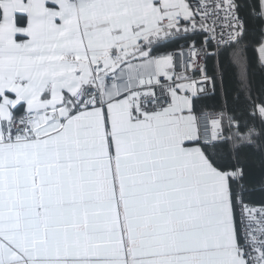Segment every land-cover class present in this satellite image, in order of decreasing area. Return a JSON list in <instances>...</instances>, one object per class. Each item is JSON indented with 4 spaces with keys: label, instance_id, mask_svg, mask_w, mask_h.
Returning <instances> with one entry per match:
<instances>
[{
    "label": "snow or ice",
    "instance_id": "obj_1",
    "mask_svg": "<svg viewBox=\"0 0 264 264\" xmlns=\"http://www.w3.org/2000/svg\"><path fill=\"white\" fill-rule=\"evenodd\" d=\"M183 3L186 10L173 23H166L167 16L159 22L157 39L145 43L137 37V54L118 61L120 68L137 67L126 69L125 76L113 68L106 78L119 88L164 49L161 56L171 63L163 73L113 99L140 93L141 118L178 113L191 137L184 145L198 148L206 164L194 156L192 170L181 180L162 175L164 187L172 190L130 234L92 217L87 223L69 218L62 232L52 210L49 229L28 242L22 264H264V0ZM22 38L27 39L17 36ZM82 88L78 98L61 89L66 99L40 108L28 109L26 100L9 105L12 118H0V211L5 191L12 189L8 152L32 144L50 148L48 141L69 131V121L80 112L99 107L107 119V103L96 99L97 88ZM14 96L5 90L0 100ZM39 99L51 100L52 94L43 92ZM0 264L21 261L0 258Z\"/></svg>",
    "mask_w": 264,
    "mask_h": 264
},
{
    "label": "crops",
    "instance_id": "obj_2",
    "mask_svg": "<svg viewBox=\"0 0 264 264\" xmlns=\"http://www.w3.org/2000/svg\"><path fill=\"white\" fill-rule=\"evenodd\" d=\"M185 10L183 0H3L0 96L5 90L15 96L0 100V118L12 117L9 105L26 100L28 109L40 108L66 99L61 89L74 96L80 85L91 82L109 100L107 119L101 108L80 112L69 121V131L48 141L50 148L32 144L7 153L12 189L5 191L0 211V258L22 264L28 242L49 229L52 210L62 232L69 218L87 223L92 217L130 234L153 203L172 190L164 187L162 175L181 180L192 170L194 156L206 164L198 148L184 145L191 137L178 113L134 120L127 97L113 99L163 72L169 61L161 56L165 50L142 62L145 70L129 83L105 84L113 68L125 76L126 69L137 67L118 63L137 54V37L151 43L162 34L164 16L171 24ZM43 92H51L52 99L41 102Z\"/></svg>",
    "mask_w": 264,
    "mask_h": 264
},
{
    "label": "built area",
    "instance_id": "obj_3",
    "mask_svg": "<svg viewBox=\"0 0 264 264\" xmlns=\"http://www.w3.org/2000/svg\"><path fill=\"white\" fill-rule=\"evenodd\" d=\"M179 15H180V13L178 12V13L175 15L173 21H174ZM173 21H172V22H169V23H173ZM170 63H171V61L169 60V61H168V65L164 68L163 72H164L165 69L170 65ZM179 65H180V61L178 60V61H177V67H179ZM163 72H161V73H163ZM161 73H159V74H161ZM159 74H158V75H159ZM158 75H156V76H158ZM156 76H155V77H156ZM105 84L108 85V86H109V85H112V86H113V81L110 80V79H107V78H106V80H105ZM83 85H92L93 87H96V88H97L98 92L101 93V95H97V97H96L97 100H101V99H103L104 102H107V101L109 100V98H108V96L106 95V93H105L102 89H100L99 86H98L95 82H91V83H87V84H82V85H80L79 88L77 89L75 95H74V96H76L77 98L79 97V94H81L82 91H83V88H82ZM138 85H139V84H138ZM138 85L129 86V87H127L124 91H127L129 88H133V89H135V88L138 87ZM116 95H117V94H116ZM140 95H141L140 93H138V92H136V91H133L131 95L126 96L127 99H128V102H129V110H130V114H131V116H132V118H133L134 120H140V119H142V118H141V115H142V114L140 113V110H139ZM134 107L137 109V115H134V114H133V108H134ZM156 107L159 108L160 105L157 104ZM97 108H99V107H97ZM154 114H157V113H154ZM11 118H12V117H11ZM11 118H4V119H11ZM205 140H206V142H207V137H205Z\"/></svg>",
    "mask_w": 264,
    "mask_h": 264
},
{
    "label": "trees",
    "instance_id": "obj_4",
    "mask_svg": "<svg viewBox=\"0 0 264 264\" xmlns=\"http://www.w3.org/2000/svg\"><path fill=\"white\" fill-rule=\"evenodd\" d=\"M17 20H18V22L23 23V22L25 21V18H24L22 15H18ZM162 50H164V49H157L156 53H157L158 51H162ZM156 53H155V54H156Z\"/></svg>",
    "mask_w": 264,
    "mask_h": 264
}]
</instances>
